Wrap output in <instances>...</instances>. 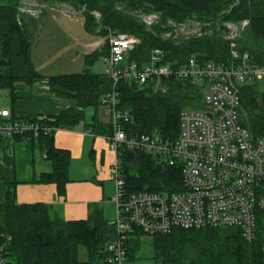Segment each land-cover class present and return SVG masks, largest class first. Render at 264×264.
Returning a JSON list of instances; mask_svg holds the SVG:
<instances>
[{"label": "trees", "instance_id": "16d2710c", "mask_svg": "<svg viewBox=\"0 0 264 264\" xmlns=\"http://www.w3.org/2000/svg\"><path fill=\"white\" fill-rule=\"evenodd\" d=\"M39 4L69 5L74 12H82L84 30L88 35L105 38L108 32L129 34L138 38L141 45L127 58V64L136 63L140 68L150 63L154 49L165 52L163 64L174 68L190 59L199 62H215L228 65L231 54L230 42L214 33L210 37L188 40L166 39L167 24L184 22L192 15L212 18L231 5V0H37ZM23 0H0V22L9 25L6 35L0 36V90H10L12 101L21 86L30 87L42 76L36 71L32 59V41L22 31L19 23ZM229 10V9H228ZM138 12L158 14L160 22L150 28L137 18ZM42 14L45 15L43 12ZM99 14L101 18H96ZM248 21L237 49L248 53L251 59L264 66V0H242L226 20ZM22 45V55L28 66L26 78L12 75L11 47L15 38ZM30 38V36H29ZM31 39V38H30ZM102 51H95L85 58V70L79 74L49 78L52 88H61L74 95L81 109L95 108L98 134L110 136L111 123L99 121L101 100L112 88V80L106 74H94L91 67L99 56L109 55V44ZM166 93L156 94L153 86L139 85L122 80L118 84L119 108L129 111L135 123L127 131L157 133L165 140H176L180 133L179 117L184 110L203 109L201 90L176 78L164 79ZM259 82L245 84L241 88V124L256 138H264V92ZM59 94V93H58ZM30 98V97H29ZM84 113L65 110L54 117H37L13 120L40 122L51 132L37 138L19 140L41 143L44 157L53 164L51 173L42 174L35 182L54 184L60 196H64L68 183L70 155L56 149L55 132L62 126L78 125ZM123 174L129 192H171L181 190V168L170 167L159 160L140 153L122 151ZM8 171L0 164V184L8 185L7 201L0 204V248L8 264H108V246L116 237V229L106 221L101 212L86 220L64 221L53 216L45 205H19L14 190L7 180ZM136 236H140L137 231ZM155 245L159 264H264V225L258 223L257 236L252 242L244 239L238 228L200 230L175 229L169 234L151 239ZM137 237L127 243L129 261L133 264L138 249Z\"/></svg>", "mask_w": 264, "mask_h": 264}, {"label": "built area", "instance_id": "2783aa9c", "mask_svg": "<svg viewBox=\"0 0 264 264\" xmlns=\"http://www.w3.org/2000/svg\"><path fill=\"white\" fill-rule=\"evenodd\" d=\"M241 3L242 0H231L228 14ZM144 14L138 12L137 18L148 28L160 20L158 14ZM95 16L100 18L99 14ZM192 35L199 36L194 33L186 38ZM108 44L106 75L113 84L101 103L104 117L112 126L107 140L114 154L112 171L116 182V219L110 223L116 229V237L108 246V264H132L127 249L130 238L142 241L144 236L152 239L175 229L238 228L244 239L252 242L258 223L264 225V138L254 137L241 124V88L263 81L264 66L231 43L228 65L190 59L174 68L163 64L164 51L154 49L150 63L140 68L136 63L127 64L129 54L141 45L138 38L113 32L108 36ZM170 78L199 88L204 108L181 112L176 140H165L157 133L127 131L126 127L136 119L119 108L118 84L122 80L151 84L156 94H164L167 90L162 81ZM12 118L9 110L0 111V137L29 139L51 132L40 122ZM125 150L180 167L181 190L129 192L121 157ZM135 231L140 233L139 237ZM0 264H8L2 248Z\"/></svg>", "mask_w": 264, "mask_h": 264}, {"label": "crops", "instance_id": "0c3cea01", "mask_svg": "<svg viewBox=\"0 0 264 264\" xmlns=\"http://www.w3.org/2000/svg\"><path fill=\"white\" fill-rule=\"evenodd\" d=\"M21 12L25 15L26 22L31 15L37 17L36 21H29L28 27L32 41L31 59L36 71L42 77L35 80L30 87L17 88L15 94L18 99L15 102L12 101L10 90H0L5 93V99H7L6 103H0V111L9 110L17 119L54 117L65 110H78L83 112L84 116L78 125L62 126L53 136L54 147L67 151L70 155L68 183L63 197L60 196L56 185L35 183L42 174L53 171V164L44 157L41 143L19 140L15 137H0V164L8 171L7 180L15 192L16 203L19 205H45L53 216H58L64 221L86 220L99 211L103 218L111 223L113 221L110 219L111 211L109 212V210L112 205H115L113 195L116 188L112 171L114 154L109 149L108 136L98 134L96 131L97 119L95 116L97 112L95 108H79L76 101L70 98L74 95L73 93L61 88H52L49 79L54 76L82 73L85 70V58L89 55L84 57L81 72H62L60 74H52L50 63L46 65L42 62H47L51 57L49 55L42 57L41 55L43 39L53 38V35L50 34L53 28L62 29L64 22L68 25L76 24L80 26L78 39L81 40L88 35L84 30V24L73 18L58 15L55 9L32 13L21 10ZM43 12L45 15L42 14ZM8 31L9 25L0 22V36L6 35ZM98 44V42L95 43L97 48L94 52L98 51ZM11 51L12 75L20 79L28 77L29 70L22 55L19 38L14 39ZM38 54L39 57H36ZM106 57L104 56L103 59L104 64ZM74 59L71 60L72 66ZM63 61L62 59L58 60V62ZM43 65L47 69L44 72L41 70ZM68 65H70L69 59ZM61 66V68L67 67V65ZM98 74H106V65L104 72ZM89 110H93L90 115H88ZM100 111L103 114V106H100L99 113ZM107 120L99 119L101 123H111L109 119ZM8 192V185L0 184V204L7 201Z\"/></svg>", "mask_w": 264, "mask_h": 264}, {"label": "rangeland", "instance_id": "374dc122", "mask_svg": "<svg viewBox=\"0 0 264 264\" xmlns=\"http://www.w3.org/2000/svg\"><path fill=\"white\" fill-rule=\"evenodd\" d=\"M23 11H40V10H49V9H55L56 13L60 16H66L73 18L81 23L83 21L81 20L83 18L82 12H74L73 9L66 4H54V5H41L37 0H23L22 4ZM229 4L221 11V14L217 17L212 18H200L199 15H192L190 16L186 21L184 22H168L167 27H169V33L165 35L166 39H179V40H188L186 37L189 34L198 33L199 36L190 37L192 38H205L210 37L214 33H218L222 35L223 39L227 42H230V49L231 50V43H234L236 45V48L238 47V44L236 41L241 38L243 32L248 26V21H234V20H226L225 17H229L228 14ZM144 14V13H142ZM147 15V14H144ZM148 16V15H147ZM158 22V21H157ZM155 23L158 24V23ZM245 23V24H244ZM61 26V25H60ZM74 26V27H73ZM62 29L56 30L53 28L50 31L51 36L53 35V38H44L43 44H42V50L41 55L44 56H50L46 57L47 59L50 58L47 62L42 61L43 63L49 64L51 67L52 74H60L62 72L66 73H79L82 69V64L84 62V57L87 55H90L94 52V50L97 48L95 43L98 44V50L103 51L106 47V43H108V36L110 33L108 32V35L105 38H97L95 36L86 35L81 40L78 39L80 34V26L78 25H68L66 22H64V27H61ZM168 35H170L168 37ZM229 37H233L231 41H229ZM50 39V40H49ZM36 57H39V54L36 55ZM53 57V58H52ZM35 58V56H34ZM74 59L73 66L71 64V60ZM60 59L64 60L63 62H58ZM68 59L70 60V65H68ZM104 56H99L96 60V62L91 67V70L93 73L98 74L104 72L105 64H104ZM40 60V59H39ZM38 64L41 63L38 61ZM67 67H63L62 66ZM61 66V67H60ZM69 67V69H68ZM45 65L41 68L42 72L46 71ZM54 68V69H53ZM259 90L261 92H264V80L259 82ZM5 93L3 91H0V103H6L7 99H5ZM93 112V110L88 111V115H90ZM99 119H104L105 121H108L102 114V111H100ZM115 188H116V182L113 180ZM116 195V190L113 195V197ZM116 205H112V208L109 210L111 211V217L110 219L114 221L116 219ZM135 259L133 264H159V262L156 259V253H155V245L154 242L149 237H143L142 241L139 242L138 249L135 251Z\"/></svg>", "mask_w": 264, "mask_h": 264}, {"label": "water", "instance_id": "95a60500", "mask_svg": "<svg viewBox=\"0 0 264 264\" xmlns=\"http://www.w3.org/2000/svg\"><path fill=\"white\" fill-rule=\"evenodd\" d=\"M36 19H37V17L35 15L29 16L28 19H27V22H26V19L24 17H20V19H19V23H20V26L22 28V31L27 36V38L29 39V41H31V39L29 38L30 35H29L28 23L31 20L36 21Z\"/></svg>", "mask_w": 264, "mask_h": 264}]
</instances>
